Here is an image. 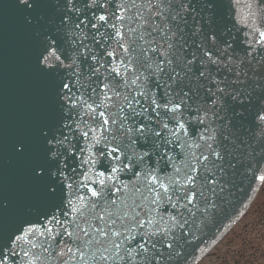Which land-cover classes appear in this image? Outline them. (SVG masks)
<instances>
[{
    "label": "snow or ice",
    "instance_id": "obj_1",
    "mask_svg": "<svg viewBox=\"0 0 264 264\" xmlns=\"http://www.w3.org/2000/svg\"><path fill=\"white\" fill-rule=\"evenodd\" d=\"M15 4L0 264H194L242 178L264 183V25L238 39L225 0Z\"/></svg>",
    "mask_w": 264,
    "mask_h": 264
},
{
    "label": "rangeland",
    "instance_id": "obj_2",
    "mask_svg": "<svg viewBox=\"0 0 264 264\" xmlns=\"http://www.w3.org/2000/svg\"><path fill=\"white\" fill-rule=\"evenodd\" d=\"M196 264H264V183L246 212Z\"/></svg>",
    "mask_w": 264,
    "mask_h": 264
},
{
    "label": "water",
    "instance_id": "obj_3",
    "mask_svg": "<svg viewBox=\"0 0 264 264\" xmlns=\"http://www.w3.org/2000/svg\"><path fill=\"white\" fill-rule=\"evenodd\" d=\"M8 1H10V3H8L9 5H10V7H8V6H5V5H0V13L3 11L8 17H10V13H14V10H15V13H21L22 14V10L20 9V8H18L17 6H16V4H15V0H8ZM257 14H261V13H257ZM264 15V14H263ZM259 17H260V15H259ZM18 26V27H17ZM7 28V27H6ZM2 30V29H1ZM22 30V25L20 26L19 24H16V29H15V31L17 32V31H21ZM16 32H14L13 33V30L11 29L9 32H8V34L4 31V30H2V34H3V36H9L10 38H13L15 35H16ZM234 35L235 36H237V38L238 39H240V34H236L235 32H234ZM15 63L18 65V64H23V59H22V57H20L17 61H15ZM9 75V74H8ZM10 76V75H9ZM20 85H22V83L21 82H19L18 84H17V86H20ZM12 93H13V91H12ZM19 94L20 95H22V93L21 92H19ZM5 130H9V128L8 127H6L5 126ZM243 182H245L243 185V187L240 189V187L236 190V192H235V194H234V197H238L237 195H240L239 196V198H237V203L236 204H238V203H240L243 199H242V197L248 192V194H249V192H250V190H249V183H253V182H251V181H249L248 179H246V178H242V183ZM239 189H240V191H239ZM248 196V195H247ZM234 197H233V199H234ZM242 199V200H241ZM241 200V201H240ZM240 201V202H239ZM236 206V205H235ZM228 211H225L224 213H227ZM232 213V212H231ZM229 213H227L226 215H224V217H229ZM221 222V221H220ZM220 222L217 224V225H219L220 224ZM217 225H215V227L217 226ZM225 225V223H223V225H222V227ZM214 235H212L211 237H209L210 239L213 237ZM209 239V240H210ZM206 244H207V241H206V243L204 244L205 246H206ZM204 245H202L201 247L203 248L204 247ZM199 252H197V254H198ZM196 254V255H197Z\"/></svg>",
    "mask_w": 264,
    "mask_h": 264
}]
</instances>
